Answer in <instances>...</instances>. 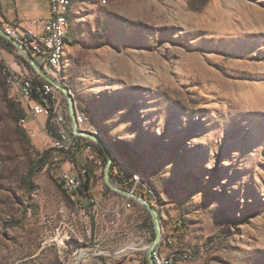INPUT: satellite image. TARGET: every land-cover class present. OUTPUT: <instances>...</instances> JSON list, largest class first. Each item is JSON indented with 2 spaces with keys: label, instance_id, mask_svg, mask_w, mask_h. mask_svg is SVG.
I'll list each match as a JSON object with an SVG mask.
<instances>
[{
  "label": "rangeland",
  "instance_id": "374dc122",
  "mask_svg": "<svg viewBox=\"0 0 264 264\" xmlns=\"http://www.w3.org/2000/svg\"><path fill=\"white\" fill-rule=\"evenodd\" d=\"M72 1L60 85L87 131L148 187L150 199L136 193L157 209L160 243L184 248L185 264H264V0ZM9 41L12 50L0 38V264H149L154 219L108 184L95 141L38 167L54 125L16 100L2 67L39 75ZM58 104L70 106L62 90ZM83 168L89 189L69 193L61 174ZM109 181L129 190L111 171Z\"/></svg>",
  "mask_w": 264,
  "mask_h": 264
},
{
  "label": "built area",
  "instance_id": "2783aa9c",
  "mask_svg": "<svg viewBox=\"0 0 264 264\" xmlns=\"http://www.w3.org/2000/svg\"><path fill=\"white\" fill-rule=\"evenodd\" d=\"M51 14L46 18H34L23 24L19 21L1 22V26L5 33L12 37L21 46L27 49L40 67L49 76L53 77L54 69V48L59 42H63L61 34V24L52 25V15L57 14V9L51 8ZM62 20V19H61ZM72 41V39H71ZM6 80L12 87L16 100L27 103L31 113L36 117L40 115L50 116L54 125V145L58 152L61 153H77L82 147L90 150L92 143L88 139H80L79 136L72 132L73 121H68V115L71 114V108L66 109L58 104V95L61 89L53 83L44 80L43 85L39 88L40 100L33 96V81L35 76L32 75H16L9 70L5 71ZM38 75H41L38 72ZM50 100L52 102H50ZM25 121V119H23ZM87 121L83 115V124H79L81 130L87 131ZM112 175L133 192H140L148 195L146 187L142 184L137 175H131L126 168H121L117 162H114V167L111 170ZM89 171L83 168L80 172L65 171L61 174L60 180L66 191L72 194L79 193L83 186L84 180L88 177ZM153 193H150L152 195ZM84 208L82 203H79ZM127 207L132 206V201L126 203ZM168 244L172 243L169 238L165 241ZM164 242V243H165ZM164 243L153 251V259L155 264H170L172 256H179L183 260L189 259L184 248L176 247L171 251L164 249Z\"/></svg>",
  "mask_w": 264,
  "mask_h": 264
},
{
  "label": "water",
  "instance_id": "95a60500",
  "mask_svg": "<svg viewBox=\"0 0 264 264\" xmlns=\"http://www.w3.org/2000/svg\"><path fill=\"white\" fill-rule=\"evenodd\" d=\"M0 35L4 38L8 39V40H11L13 43L18 45L23 51H25V53L29 56L30 62L37 69L39 74L42 75L43 77H45L47 79V81H49V82L53 83L55 86L59 87L67 95V97L69 99L70 108H71V116H72L73 121H74V130H75L76 135L87 136L90 139H92L93 141H95L96 143H99L102 146H104L107 149V151L111 152L109 150V147H107L105 145V143L95 133H93L91 131H84V130L79 129V124H78L77 119H76V109H75L74 101H73V99L71 97V93L68 91V89L63 88L56 81H54L46 72H44L43 69L37 65L32 54L27 49H25L23 46H21L18 42H16L12 37L7 35L1 27H0ZM114 162H115V158H114L113 154L111 153V156L109 157V159L107 161L106 171H105V176H106V180H107L108 184L111 187H113L114 189L121 192L123 195H126L132 199H135L139 203H141L148 211H150V213L154 219V222H155L156 227H157L156 238L148 249L147 258H148L150 264H155L154 259H153V251L159 246V244L161 242V235H162V229H163L160 225V220H159V215H158L157 209L151 204L150 201L145 199L144 196H142L136 192L130 191V190H119L110 183L109 176H110V171L112 170V163H114Z\"/></svg>",
  "mask_w": 264,
  "mask_h": 264
},
{
  "label": "bare ground",
  "instance_id": "6f19581e",
  "mask_svg": "<svg viewBox=\"0 0 264 264\" xmlns=\"http://www.w3.org/2000/svg\"><path fill=\"white\" fill-rule=\"evenodd\" d=\"M51 8L57 9V14H61V16L52 15V25L61 24V34H62V40H63V42H59L54 48L53 77H54V81H56L60 85L61 83H65L64 82L65 51H66L68 42L71 40L70 30H71V25H72L73 1L72 0H51ZM76 119H77V113H76ZM77 122H79L78 124H83L82 115H78ZM88 129L89 127L87 126V130ZM113 156L114 158L116 156L115 162H118L119 166L121 168H124L123 166L124 162L122 158H120L118 155H115V154H113ZM127 171L131 175H137L139 177L138 174L128 169ZM146 189L149 190L147 186H146ZM186 253L189 257V253L188 252ZM177 257L179 256H172L170 259V264H175V260Z\"/></svg>",
  "mask_w": 264,
  "mask_h": 264
},
{
  "label": "crops",
  "instance_id": "0c3cea01",
  "mask_svg": "<svg viewBox=\"0 0 264 264\" xmlns=\"http://www.w3.org/2000/svg\"><path fill=\"white\" fill-rule=\"evenodd\" d=\"M50 14H51V11H50L49 0H0V22L19 21V22H22L23 24H26L31 19L46 18V17H49ZM41 77L44 80H47L42 75ZM72 121H73V118H72ZM71 130L74 134H76L74 130V121H73V127ZM79 137L92 140L89 137L84 136V135H81ZM168 245L165 242L163 245L164 249L168 250ZM175 264H185V262L182 258L177 257L175 260Z\"/></svg>",
  "mask_w": 264,
  "mask_h": 264
},
{
  "label": "trees",
  "instance_id": "16d2710c",
  "mask_svg": "<svg viewBox=\"0 0 264 264\" xmlns=\"http://www.w3.org/2000/svg\"><path fill=\"white\" fill-rule=\"evenodd\" d=\"M72 35H73V33H72ZM0 38H1L2 42H3L4 47H6L9 50H12V47H14V45L8 39H6L4 37L1 36ZM2 68L4 69V71L8 70L5 66H3ZM43 82H44V79L42 77H40V76L35 77V79L33 81V96L35 98H37L38 100H40V95H39V91L38 90H39V88L42 87ZM50 102H52V101L50 100ZM21 117H22V115L19 113L18 119H20ZM79 138L81 140L82 139L83 140L85 139L83 137H79ZM110 149H111V153L112 154H115V155L120 156L118 154V152L114 148L110 147ZM95 150L97 151V155H102L103 158H104V160L106 162L108 161V159H109V152L107 151V149L104 146H102L99 143H96L95 144ZM54 151L55 152H58L55 148H53V149H47V150L39 153L38 154V157H37V165H38V167H40V168L45 167L47 165V162H48V157L51 156V155H53ZM64 154L67 155V156H69V157H75L76 156V153H71V152L70 153H64ZM113 167H114V163H112V169H113ZM90 185H91V175L89 173L88 174V177L84 180L83 186L79 190V192L81 190H83L84 188L89 189ZM148 198L150 199V197H148Z\"/></svg>",
  "mask_w": 264,
  "mask_h": 264
}]
</instances>
